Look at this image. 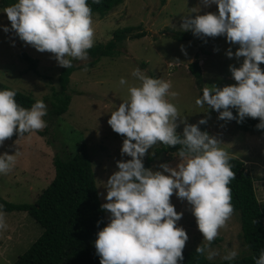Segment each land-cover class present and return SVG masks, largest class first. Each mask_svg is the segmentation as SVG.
<instances>
[{
  "label": "clouds",
  "instance_id": "obj_1",
  "mask_svg": "<svg viewBox=\"0 0 264 264\" xmlns=\"http://www.w3.org/2000/svg\"><path fill=\"white\" fill-rule=\"evenodd\" d=\"M91 3L98 5L101 0ZM200 4L215 5L216 12L192 16L188 13H198L199 8L188 9L180 30H190L197 37L223 36L237 45L234 53L226 50L225 55L242 57V61L238 67L229 65L234 84L202 88L195 106L205 108L204 112L216 111L218 120L239 123L245 117L258 118L255 127L264 129V71L259 67L264 64V0H200ZM0 12L9 22L8 26L0 24V31H11L37 51L51 53L62 68L71 67L73 60H88L94 43L88 0H15ZM172 66L167 64L168 69ZM130 76L138 83L119 78L126 97L107 119L111 130L123 136L120 154L129 159L116 161L117 170L103 186L106 202L100 207L109 215L93 242L99 264H179L188 237L176 226L182 213L170 203L173 193L191 206L196 227L207 242L195 252L211 260L217 253L209 245L233 212L230 154L217 138L198 128L206 123L203 118L195 124L181 119L184 126L177 134L180 115L168 99L176 96L169 81L147 76L139 68H133ZM16 94L15 89L0 88V145L13 133L19 137L46 127L43 100L36 99L25 108L16 102ZM229 109H235V117ZM158 143L179 146L174 168L165 163L159 165L162 171L144 167L146 151ZM14 163L15 153H0V175L7 174ZM6 228L0 206V230ZM237 254L229 249L221 259L231 262ZM253 260L264 264V249Z\"/></svg>",
  "mask_w": 264,
  "mask_h": 264
},
{
  "label": "rangeland",
  "instance_id": "obj_2",
  "mask_svg": "<svg viewBox=\"0 0 264 264\" xmlns=\"http://www.w3.org/2000/svg\"><path fill=\"white\" fill-rule=\"evenodd\" d=\"M193 7L199 8V12L188 15L216 12L215 5L204 7L200 0H123L107 16L92 14L93 45L106 43L116 29L128 26H139L137 30H144L146 35L136 39L127 38L118 46L116 53L102 56L91 66L78 68L79 65L92 61V57L88 56L86 62L73 60L77 68L72 71L67 85L71 101L68 110L57 117L49 116L48 110L53 92L59 91L57 78L62 67L51 53L37 51L24 41L18 43L16 35L11 31H0V81L43 100L47 106V114L43 119L48 126L46 132L45 127L31 134L5 139L0 145V153H15V163L11 170L0 175V196L13 203H33L54 176V153L63 155L61 158L69 153V157L75 152L76 143L82 142L88 148L96 174L100 201L105 203L104 183L117 170L116 161L129 159L120 154L123 136L111 130L107 119L110 112L126 97V88L119 86V78L124 77L129 84H136L138 82L130 76V72L133 68H139L147 76L171 83L170 91H174L176 96L168 99L176 106L181 117L176 121L177 133L180 134L184 126L181 119L184 123L195 124L203 118L206 123L198 125V128L217 138L221 142L220 147L230 156L245 163L246 170L254 180L259 208L264 212V129L255 133L244 132L237 128L235 119L218 120L216 111L208 108L204 112L205 108H197L194 104L202 88L234 84L229 65L238 67L242 57L237 59L225 55L226 50L234 53L237 45L229 44L223 36H194L181 41L173 38L175 31L191 32L180 30V24L187 10ZM0 24L9 25L2 12ZM21 50L37 60L35 70L28 69V63L19 55ZM194 60H197L202 72L200 86L187 68ZM168 63L175 66L171 69L169 67V70ZM259 67L264 71V64ZM229 110L232 112V109ZM159 146L158 143L149 148L143 162L154 155L149 165L152 171H162L159 168L161 163L174 168L179 158L174 156L171 160L164 153L155 156ZM170 203L175 211L182 213L176 222V226L182 227L188 237L182 251L188 250L192 244L196 247L206 243L199 231H193L198 229L191 214V206L174 193L170 196ZM4 213L7 228L0 230V264H12L42 229L25 212ZM108 215L106 211L105 224L108 222ZM240 232L238 212H232L225 225L218 230V234L224 238L220 242L222 249L219 250L214 245L209 247L210 250L222 254L224 246H227L237 251ZM247 254L240 252L238 255Z\"/></svg>",
  "mask_w": 264,
  "mask_h": 264
},
{
  "label": "trees",
  "instance_id": "obj_3",
  "mask_svg": "<svg viewBox=\"0 0 264 264\" xmlns=\"http://www.w3.org/2000/svg\"><path fill=\"white\" fill-rule=\"evenodd\" d=\"M14 2L15 0H0V8ZM122 2L123 0H101V3L97 5L88 0L91 13L98 14L100 17L107 16L115 6ZM138 27L128 26L116 29L110 40L104 44H95L88 50V56L92 57V61L79 65L78 68L91 66L102 56L113 55L118 46L127 38L136 39L145 36V31L137 30ZM172 36L180 41L194 37L191 32L176 31ZM19 55L28 63V69H36V59L31 58L23 50ZM75 68L77 67L72 62L71 67H63L58 74L59 91L53 92V99L48 110L49 116L57 117L67 111L71 101V96L67 93V85ZM187 68L196 84L200 86L202 72L197 60L190 62ZM0 88L15 89L1 81ZM15 90L17 91L15 100L22 107L28 108L36 100L30 93ZM232 114L236 116L235 109H232ZM258 122V118L245 117L236 124L237 128L244 132L255 133L263 130L255 127ZM47 127L44 132L48 131ZM16 137L18 136L13 133L10 138L6 139ZM75 146V152L69 157V153H65L63 158L60 153H54L52 157L54 176L33 203H13L0 196V206L4 212H25L42 229L33 242L18 254L12 264H99V257L95 255L93 242L97 231L105 226L106 210L100 207L102 204L98 192L100 189L95 179L96 174L90 161L88 148L82 142H77ZM178 147V145L160 144L155 151V156L164 153L172 160L176 156ZM153 158L154 155L146 158L143 162L144 167L149 168ZM229 163L234 172V178L228 185L231 189V204L233 212H238L241 231L238 234L237 253L247 252L248 254L245 256L237 254L233 261H225L221 257L226 250L231 248L224 246L222 254L216 252L217 254L208 260L205 256L197 254L195 252L197 246L192 244L188 250L182 251L183 260L179 264H254L253 258L258 257L259 252L264 249V212L259 208L254 181L242 160L230 156ZM223 240V235L218 234L209 247L216 245L221 250L220 242Z\"/></svg>",
  "mask_w": 264,
  "mask_h": 264
},
{
  "label": "water",
  "instance_id": "obj_4",
  "mask_svg": "<svg viewBox=\"0 0 264 264\" xmlns=\"http://www.w3.org/2000/svg\"><path fill=\"white\" fill-rule=\"evenodd\" d=\"M16 39L18 41V43H22L23 41L19 39V37L16 36Z\"/></svg>",
  "mask_w": 264,
  "mask_h": 264
}]
</instances>
